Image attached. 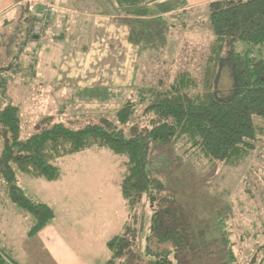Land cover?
Masks as SVG:
<instances>
[{"label": "rangeland", "instance_id": "1", "mask_svg": "<svg viewBox=\"0 0 264 264\" xmlns=\"http://www.w3.org/2000/svg\"><path fill=\"white\" fill-rule=\"evenodd\" d=\"M40 9L39 4L34 12L30 11L27 15L31 19L23 21L19 38L10 34V29L0 37V53L7 50L13 53L18 39L20 41L24 37L21 72L11 73L10 78L4 72L0 73L7 79L5 86H0V106L9 103L20 106L21 137L24 140L38 132L39 126L61 122L71 129H78L91 123L87 119L79 121L69 110H64L72 105L70 92H65L56 106L66 111V117L58 115L54 111V104L46 102L48 99L50 102L54 100L52 97L56 96L58 90L56 77L62 56L68 46L75 44H69L67 39L48 45V40L40 38L37 49L32 46V39L26 45L25 28L28 24L29 28H33V16H40ZM87 22L92 20L88 19ZM15 23L20 26L19 21ZM136 28L137 38L140 37L139 67L154 71L150 72V80L156 73L157 79L159 74L168 80L176 71L191 72L196 82L202 79L214 36L212 32V39L204 38L206 40H201L199 44H202L198 47L191 48L186 44L179 47V53L180 50L183 53L178 60L181 62L176 63L170 61L173 57L171 54L175 53L170 35L166 46H162L153 24ZM21 32L25 36L20 35ZM81 32L83 40L80 44H86L91 24H83ZM247 47L244 43L238 45L242 51ZM14 61L18 62L14 58L4 65ZM1 76L0 82L3 79ZM24 82L25 87L22 85ZM222 83L225 88L229 86L227 75L223 76ZM2 146L0 140V154ZM108 151L91 148L60 159L55 165L60 169L62 178L57 182L18 172V182L25 193L37 202L50 205L55 210V216L35 236L29 237L32 225L30 217L2 194L0 249L17 264H106L111 257L107 242L123 232L131 216L122 196V176L116 173L115 168L121 158L107 154ZM184 151L182 143L165 148L151 147L149 151L148 168L164 185L160 195L174 200L181 207L178 214L181 225L185 227L181 233L184 248L179 249L172 258L182 264H261L264 256V251L260 249L264 245L263 152L239 167L229 168L217 163L210 164L202 154L190 156ZM98 152L101 156L94 154ZM121 170L124 173L123 166ZM136 213L142 225L137 251L145 258H153L152 252L169 248L171 243L158 242L157 238L152 237L154 211L148 200H143ZM149 245L154 249H146Z\"/></svg>", "mask_w": 264, "mask_h": 264}, {"label": "trees", "instance_id": "2", "mask_svg": "<svg viewBox=\"0 0 264 264\" xmlns=\"http://www.w3.org/2000/svg\"><path fill=\"white\" fill-rule=\"evenodd\" d=\"M21 9L20 26L9 32L18 38L23 21L31 19L28 4ZM208 9L214 36L199 82L191 72L183 71L165 90L129 98L112 118L101 123L71 129L56 122L39 126L38 132L25 140L18 106H0V197L5 194L7 201L30 217V236L46 227L55 211L31 199L20 186L17 173L57 181L61 172L55 164L60 159L90 148L108 149L122 159L121 189L131 216L123 232L107 242L111 257L106 264H182L172 258L184 248L181 233L185 227L178 214L181 207L160 195L164 185L148 168L151 147L182 143L186 154H202L210 164L229 168L239 167L257 153L264 155V0H215ZM25 30L27 44L33 32L29 24ZM240 43L248 47L239 50ZM4 53L13 55L9 50ZM0 64V73L8 78L21 66L20 61ZM224 75L230 81L226 88ZM6 82L4 77L0 86ZM144 199L153 206L152 237L171 243L169 248L152 252L153 258L137 251L142 225L136 211ZM146 249L154 248L149 245ZM260 249L264 251V245ZM260 263L264 264V256ZM0 264L17 262L0 249Z\"/></svg>", "mask_w": 264, "mask_h": 264}, {"label": "crops", "instance_id": "3", "mask_svg": "<svg viewBox=\"0 0 264 264\" xmlns=\"http://www.w3.org/2000/svg\"><path fill=\"white\" fill-rule=\"evenodd\" d=\"M213 1L215 0H0V37L7 30L12 31L18 26L15 22L23 13L21 5L28 4L30 11L34 12V8L40 4L39 13L47 5H51L53 9L50 25L41 34H33L32 46L37 49L40 38L48 40V45L65 42L67 39L69 44L75 45L68 46L62 56L56 77V99L52 97L56 101L50 102L48 99L46 102L56 107L65 92H70L72 105L69 106L70 109L66 107L64 110H69L79 121L87 119L91 123H101L106 118H112L129 98L140 93H151L153 90H165L179 74L176 71L166 80L159 74L157 79L156 73L152 80L149 79L150 72L154 71L139 67L140 37L137 38L136 27L142 29L153 24L162 46H166L170 35L175 50L170 61L179 63L183 53L182 50L179 53V47L185 44L191 48L198 47L202 44H199L201 40L212 39L208 6ZM33 17L35 24L33 28H29L31 33L37 26L39 15ZM88 19L92 22H87ZM85 23L91 24V32L88 42L80 44L83 40L81 26ZM23 43L24 37L20 41L18 39L12 56L1 52L0 61L8 63L15 56L22 64ZM21 70L22 66L17 69V73ZM54 109L58 115L66 117V111L58 107ZM94 154L101 156L99 152ZM107 154L116 156L110 150ZM115 168L116 173L123 177L122 159ZM61 178L62 173L59 180ZM29 232V237L36 235L30 236Z\"/></svg>", "mask_w": 264, "mask_h": 264}, {"label": "built area", "instance_id": "4", "mask_svg": "<svg viewBox=\"0 0 264 264\" xmlns=\"http://www.w3.org/2000/svg\"><path fill=\"white\" fill-rule=\"evenodd\" d=\"M50 22H51V5H47L37 19V26L33 30V34L35 35L41 34L43 30L48 28Z\"/></svg>", "mask_w": 264, "mask_h": 264}]
</instances>
